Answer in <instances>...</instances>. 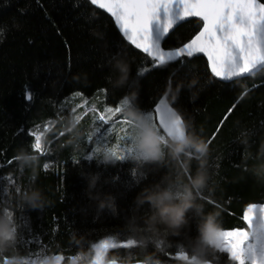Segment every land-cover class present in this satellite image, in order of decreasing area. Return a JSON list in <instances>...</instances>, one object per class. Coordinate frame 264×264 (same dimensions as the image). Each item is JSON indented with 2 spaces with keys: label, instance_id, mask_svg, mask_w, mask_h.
Instances as JSON below:
<instances>
[{
  "label": "trees",
  "instance_id": "1",
  "mask_svg": "<svg viewBox=\"0 0 264 264\" xmlns=\"http://www.w3.org/2000/svg\"><path fill=\"white\" fill-rule=\"evenodd\" d=\"M200 28L199 21L184 22L162 47H179ZM181 59L183 67L177 60L151 68L150 58L89 0H0V165H4L0 167V216L4 210L11 211L17 226L16 240L0 260H21L43 245L48 257H65L61 264H91L93 244L109 237H117L121 244L127 239L138 241L129 222L149 212L147 204L137 205L138 194L160 183L172 164L131 157L117 161L103 154L84 159L97 147L116 143L113 137L119 127L112 121L107 125L95 121L105 107H116L124 98L143 114L167 99L183 119L186 135L195 133L208 143L206 185L196 190L202 215L218 213L219 230L245 227V210L264 204V170L256 167L264 163V156H259L264 143V71L224 83L211 77L202 57ZM117 60L129 66L122 86L114 84ZM141 66L151 70L138 77ZM177 68L180 71L169 84ZM26 88L31 101L26 100ZM126 111L113 121L126 117ZM76 115L82 119L77 121ZM34 130L43 132L47 154L31 147ZM125 143L121 137V146ZM164 151L167 157V146ZM189 159L191 175L198 163ZM94 174L98 177L94 192L111 194L114 209L98 211L90 198L89 180ZM30 187L40 189L41 207L19 203L18 195ZM188 215L190 224L181 235L109 249L104 260L115 258L121 264L128 257L139 262L151 256L160 264H189L180 259L179 249L189 259L195 254L191 238L198 236L199 217ZM199 258L209 264H230L227 254L212 247Z\"/></svg>",
  "mask_w": 264,
  "mask_h": 264
},
{
  "label": "snow or ice",
  "instance_id": "2",
  "mask_svg": "<svg viewBox=\"0 0 264 264\" xmlns=\"http://www.w3.org/2000/svg\"><path fill=\"white\" fill-rule=\"evenodd\" d=\"M90 4L111 16L122 36L150 58L151 68L165 67L177 60L181 61L183 67L184 60L181 58L203 54L207 58L211 75L221 81L228 82L234 78L264 71V2L261 0H90ZM188 18H199L202 22L200 30L179 47H162L170 31ZM151 68L139 67L137 76L143 77ZM179 71L180 68H177L169 76V84ZM26 100H32L27 88ZM130 107V100L124 98L118 106L105 107L98 113L96 124L107 125L112 121L119 127V132L113 137L116 143L103 148L97 147L84 159L90 160L93 156L103 154L117 161H124L128 157L142 160V154L137 148L141 134L139 125L127 117L113 121V117ZM73 112H76L75 108ZM75 119L80 121L82 117L76 115ZM144 119L159 134L165 147L169 139L186 135L183 119L169 106L166 98L161 99L153 111L145 112ZM44 130L46 131V128ZM32 135L35 142L31 147L41 154H47L41 140L43 132L37 134L34 130ZM60 135L65 133L61 132ZM94 135L95 133L90 134L88 140L91 141ZM121 137L126 142L123 147L120 144ZM13 159L19 160L20 157ZM78 162L77 160L76 163ZM2 166L4 165H0ZM44 167L47 169L49 165L45 164ZM133 175H136L135 171ZM8 180L14 182L10 177ZM20 191L17 187L16 192ZM2 215L9 220L15 241L17 226L13 215L8 210H4ZM242 220L245 227L214 231L210 241L211 247L227 254L230 264H264V204L250 205ZM139 243L136 239H127L123 244L117 237L104 239L92 245L91 264H103L105 252L109 249L126 248ZM47 251L48 249L41 245L39 251L22 258L19 264H43L49 258ZM179 252L180 259L189 264H209L208 260H202L196 254L189 259L182 247ZM51 258L56 264H61L65 259L62 255H54ZM0 264H8V258L0 260ZM111 264H117V260L114 258Z\"/></svg>",
  "mask_w": 264,
  "mask_h": 264
},
{
  "label": "clouds",
  "instance_id": "3",
  "mask_svg": "<svg viewBox=\"0 0 264 264\" xmlns=\"http://www.w3.org/2000/svg\"><path fill=\"white\" fill-rule=\"evenodd\" d=\"M114 68L118 73L114 84L122 86L128 79L129 66L123 60H117ZM195 84V81H192ZM179 89H177V92ZM173 100L176 99L174 95ZM125 116L135 121L141 134L138 139L137 148L142 154L144 162L155 164H172V170L162 179L160 183L142 190L137 197V205L149 206V212L130 220L129 224L136 233L141 245H147L151 239H160L168 235L179 236L190 224L189 213L199 217L198 236L194 240L193 251L197 256L204 255L211 249V237L214 231L219 230L217 223L218 213L202 215L203 205L197 203L196 190L203 189L207 181V155L208 145L205 140L189 133L178 139L167 141V157L165 156L164 145L159 134L144 119V114L138 108H129ZM243 143L247 144L245 139ZM259 156H264V143L261 144ZM194 158L198 167L194 173L191 171V160ZM110 159V157H106ZM258 170H264V163L256 166ZM259 174V172H258ZM98 177L94 174L89 180L90 198L95 200L98 211L115 208V198L111 194H100L94 192ZM21 205H28L32 208L41 207L44 199L40 189L30 187L22 191L17 197ZM14 233L11 224L4 216H0V254L5 252L14 244ZM19 257L8 259V264H19ZM43 264H56V261L49 257ZM104 264H111L105 259ZM121 264H160L151 256L136 262L131 257L124 259Z\"/></svg>",
  "mask_w": 264,
  "mask_h": 264
},
{
  "label": "water",
  "instance_id": "4",
  "mask_svg": "<svg viewBox=\"0 0 264 264\" xmlns=\"http://www.w3.org/2000/svg\"><path fill=\"white\" fill-rule=\"evenodd\" d=\"M90 1V0H89ZM190 20H196V21H199L200 23H201V27H202V22L199 20V18H188L186 21H184V22H187V21H190ZM184 22H182V23H184ZM181 23V24H182ZM180 24V25H181ZM172 31H170V33H171ZM169 33V34H170ZM195 57H202L204 60H205V62H206V64H207V68H208V63H207V58L203 55V54H198L197 56H195ZM208 71H209V73H210V70H209V68H208ZM210 75H211V73H210ZM250 76V75H249ZM211 77L213 78V79H215V80H217V81H219V82H224V83H228V82H231V81H228V82H225V81H221V80H219L218 78H214L212 75H211ZM245 77H247V76H245ZM240 78H244V77H240ZM236 79H239V78H234L232 81H234V80H236ZM117 264H119V263H117Z\"/></svg>",
  "mask_w": 264,
  "mask_h": 264
},
{
  "label": "rangeland",
  "instance_id": "5",
  "mask_svg": "<svg viewBox=\"0 0 264 264\" xmlns=\"http://www.w3.org/2000/svg\"><path fill=\"white\" fill-rule=\"evenodd\" d=\"M256 205L259 206L260 204H256ZM246 210H247V209H246ZM246 210H245V211H246ZM229 230H233V229H229ZM105 253H106V252H105ZM104 261H105V260H103V264H104Z\"/></svg>",
  "mask_w": 264,
  "mask_h": 264
}]
</instances>
